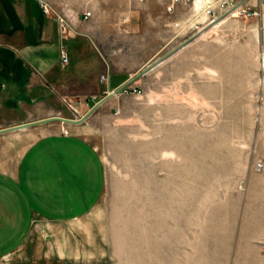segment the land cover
Returning <instances> with one entry per match:
<instances>
[{
	"label": "crops",
	"instance_id": "1",
	"mask_svg": "<svg viewBox=\"0 0 264 264\" xmlns=\"http://www.w3.org/2000/svg\"><path fill=\"white\" fill-rule=\"evenodd\" d=\"M87 10L90 15L85 16ZM56 14L66 17L67 35L60 34ZM229 16L210 21L193 0H0V128L54 113L55 100L61 97L88 104L122 86L102 103L115 100L128 85L140 86L152 67L168 63L171 73L166 81L176 88L172 94L176 91L178 96L181 89L182 96L192 100L248 96L240 82L256 74L258 61L251 45L246 46L248 58L227 57L222 34L226 23L234 20L250 23L252 29L258 25L264 33V18ZM61 49L67 53L65 62ZM212 65L220 76L213 90L207 84ZM195 81L206 89L196 94ZM227 82L232 84L229 89ZM194 107L188 101L187 118ZM36 124L44 129L23 146L7 131L0 133V256L20 249L35 234L36 224L88 214L104 190V163L90 129L63 133L46 122ZM227 146L226 139L219 138L211 168L183 172L193 179L187 188L195 178L204 179L211 194H222L212 208L237 210L238 184L244 180L249 186L254 175L260 184L262 177L242 169L239 163L246 159L228 156ZM228 161L230 165L222 164ZM194 217V212H186L172 221L170 264H195L196 243L202 247L198 255L204 264H247L240 258L264 264V227L252 235L241 233L235 222L209 225L196 241ZM163 255L158 247L153 264H161Z\"/></svg>",
	"mask_w": 264,
	"mask_h": 264
},
{
	"label": "rangeland",
	"instance_id": "2",
	"mask_svg": "<svg viewBox=\"0 0 264 264\" xmlns=\"http://www.w3.org/2000/svg\"><path fill=\"white\" fill-rule=\"evenodd\" d=\"M249 24L227 22L222 34L227 57L248 58L250 50L246 46L251 45L253 57L258 61L256 74L239 81L248 96L192 100L183 97L181 89L178 96L176 91L172 94L171 90L176 88L166 81L171 73L168 63L148 71L140 84V93L124 92L115 100L102 103L82 124L59 119L45 121L47 127L60 130L62 127L69 131L90 129V139L104 163V190L98 206L83 217L36 224L35 234L20 249L0 256V264H142L145 258V264H153L158 247L164 254L161 264H170L171 224L186 212H194L196 241L207 226L228 222L238 223L244 234L261 231L264 164L256 169L255 162H264V33L259 32L258 25L252 29ZM214 56L217 55L212 53ZM211 68V80L207 84L213 90L220 76L217 66ZM192 85L196 94L206 89L200 81ZM227 85L228 89L232 86L228 82ZM96 100L81 104L79 99L61 97L55 100L58 109L44 117L79 118ZM188 101H193L195 106L189 118ZM34 119L38 118L27 120ZM42 129L32 124L6 131L23 146ZM219 138L226 139L228 156L246 159L239 163L242 169L262 177L258 184L259 179L254 175L250 187L244 180L238 184L237 210L212 208L218 205L214 203L220 201L217 198L222 194H211L212 188L202 184L204 179L195 178L194 185L187 188V181L193 179L186 178L183 171L211 168ZM187 204L188 209H179ZM259 224L262 225L258 227ZM261 237L264 243V229ZM201 249L196 243L195 264H204V258L198 255ZM239 260L252 262L251 258Z\"/></svg>",
	"mask_w": 264,
	"mask_h": 264
},
{
	"label": "built area",
	"instance_id": "3",
	"mask_svg": "<svg viewBox=\"0 0 264 264\" xmlns=\"http://www.w3.org/2000/svg\"><path fill=\"white\" fill-rule=\"evenodd\" d=\"M200 3L202 11L209 15V20L212 21L218 16L233 15L242 17H258L264 18V0H257L254 5H250L247 0H193ZM44 11H48L47 7L42 4ZM90 15V10L85 11V16ZM56 20L58 22L59 32L62 36L68 33V22L63 14H56ZM63 62L67 60V53L64 49L60 52ZM101 79H107L106 74L100 75ZM124 92L138 94L141 92V87L138 85L130 84L125 87ZM117 110V108H116ZM63 133H69L70 131L62 127ZM264 162L257 160L255 162V168L260 169Z\"/></svg>",
	"mask_w": 264,
	"mask_h": 264
},
{
	"label": "water",
	"instance_id": "4",
	"mask_svg": "<svg viewBox=\"0 0 264 264\" xmlns=\"http://www.w3.org/2000/svg\"><path fill=\"white\" fill-rule=\"evenodd\" d=\"M154 63H151L150 66H152ZM145 67L146 68H149ZM122 86L113 89L111 91H109L108 93H106L105 95L101 96L100 98H98L94 103H92V105L90 106V108L79 118H71V117H66V116H61V115H50V116H46V117H42V118H38V119H34V120H29V121H24V122H20V123H16V124H12V125H8L5 127H1L0 128V132L1 131H6V130H10V129H15V128H19V127H23V126H27V125H32V124H36V123H40V122H45L48 120H53V119H59L61 121H66V122H73V123H78L81 122L82 120H84L100 103H102L105 99H107L109 96H111L113 93H116L117 91H119V89H121Z\"/></svg>",
	"mask_w": 264,
	"mask_h": 264
}]
</instances>
